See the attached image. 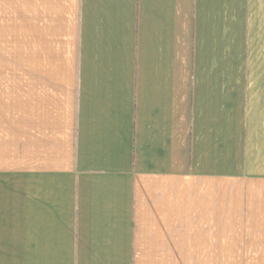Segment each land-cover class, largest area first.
<instances>
[{
  "label": "crops",
  "instance_id": "crops-1",
  "mask_svg": "<svg viewBox=\"0 0 264 264\" xmlns=\"http://www.w3.org/2000/svg\"><path fill=\"white\" fill-rule=\"evenodd\" d=\"M221 250L264 264V0H0V264Z\"/></svg>",
  "mask_w": 264,
  "mask_h": 264
},
{
  "label": "rangeland",
  "instance_id": "rangeland-1",
  "mask_svg": "<svg viewBox=\"0 0 264 264\" xmlns=\"http://www.w3.org/2000/svg\"><path fill=\"white\" fill-rule=\"evenodd\" d=\"M220 255H221L220 259L217 260L188 259V264H251L253 261L251 259L233 260V259H228L226 257H222L228 255V252L226 250H221ZM256 263H258V261Z\"/></svg>",
  "mask_w": 264,
  "mask_h": 264
}]
</instances>
